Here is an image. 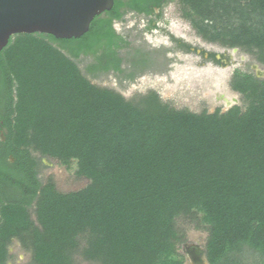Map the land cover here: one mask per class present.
<instances>
[{
    "label": "trees",
    "instance_id": "obj_1",
    "mask_svg": "<svg viewBox=\"0 0 264 264\" xmlns=\"http://www.w3.org/2000/svg\"><path fill=\"white\" fill-rule=\"evenodd\" d=\"M167 1L113 0L80 37L16 34L0 51V264L13 238L37 264H72L81 236L83 257L96 264H182L175 218L196 212L209 225L208 264H243L245 246L264 264V79L236 69L230 87L245 105L194 113L154 91L126 100L76 62L90 56L91 72L132 79L154 50L134 48L113 23ZM183 1L203 18L241 2L264 17V0ZM198 29L264 64V27L229 36ZM40 157L76 160L89 184L63 193L42 183Z\"/></svg>",
    "mask_w": 264,
    "mask_h": 264
},
{
    "label": "rangeland",
    "instance_id": "obj_2",
    "mask_svg": "<svg viewBox=\"0 0 264 264\" xmlns=\"http://www.w3.org/2000/svg\"><path fill=\"white\" fill-rule=\"evenodd\" d=\"M242 7L241 2L226 15L216 6L210 17L203 18L183 0H168L150 16L125 13L122 21L113 23L115 30L126 35L134 48L154 50L151 53L154 62L132 79L122 74L91 72L90 56H81L76 62L92 84L112 89L132 102L154 91L164 104L176 110L212 113L216 109L223 112L233 105L243 107L245 102L241 94L230 87L233 71L238 69L255 75L253 64L260 67H264V64L240 47H227L218 40L212 42L204 39L198 29L205 28L215 36L246 34V28L260 32L264 27V17L247 8L241 10ZM216 85H220L221 90L218 91L231 103L226 104V101L217 98ZM32 153L39 157L38 152ZM39 177L42 183L52 182L55 189L63 193L83 189L90 182L87 176L79 172L74 159L64 164L55 158L40 157ZM30 217L35 222L33 208ZM208 227L202 212L175 218V228L181 237L177 252L181 255L182 264H194L190 253L192 246L205 250ZM85 245L86 237L81 236L72 264H96L83 257ZM8 252L7 264H37L30 250L25 249L16 238L8 245ZM202 258L208 264L205 253ZM240 258L243 264H260L262 255L245 246Z\"/></svg>",
    "mask_w": 264,
    "mask_h": 264
},
{
    "label": "water",
    "instance_id": "obj_3",
    "mask_svg": "<svg viewBox=\"0 0 264 264\" xmlns=\"http://www.w3.org/2000/svg\"><path fill=\"white\" fill-rule=\"evenodd\" d=\"M112 5L113 0H0V51L16 34L80 37L88 31L92 19ZM255 76L264 79L257 72ZM0 138L5 140L3 132ZM203 253L205 250H201V257Z\"/></svg>",
    "mask_w": 264,
    "mask_h": 264
},
{
    "label": "bare ground",
    "instance_id": "obj_4",
    "mask_svg": "<svg viewBox=\"0 0 264 264\" xmlns=\"http://www.w3.org/2000/svg\"><path fill=\"white\" fill-rule=\"evenodd\" d=\"M253 69L258 73V74H261L264 76V67H260L259 65L257 64H253ZM217 88V91H216V96L218 95V99L219 100H222V101H226V104H229L231 103V101H228L227 97L225 95H222V93H220L219 91L221 90V87L220 85H216L215 86ZM219 90V91H218ZM191 259L193 261L194 264H204V261L201 257V249L199 248H196V247H191Z\"/></svg>",
    "mask_w": 264,
    "mask_h": 264
},
{
    "label": "flooded vegetation",
    "instance_id": "obj_5",
    "mask_svg": "<svg viewBox=\"0 0 264 264\" xmlns=\"http://www.w3.org/2000/svg\"><path fill=\"white\" fill-rule=\"evenodd\" d=\"M154 10H155L154 12L156 13L157 8H155ZM130 12H131V11H130ZM131 13H134V12H131ZM135 14H137V15H142V16H150V15H153L154 13L147 14V15H146V14H142V13H141V14L135 13ZM151 24L154 25V22H152ZM125 36H126V35H125ZM126 37H127V36H126ZM127 38H128V37H127ZM128 40H129V38H128ZM1 132H3V131H1ZM9 159H10V161L13 160L12 157H10Z\"/></svg>",
    "mask_w": 264,
    "mask_h": 264
}]
</instances>
